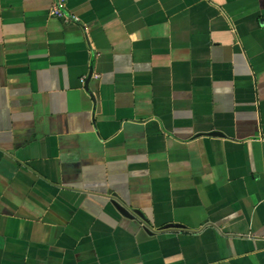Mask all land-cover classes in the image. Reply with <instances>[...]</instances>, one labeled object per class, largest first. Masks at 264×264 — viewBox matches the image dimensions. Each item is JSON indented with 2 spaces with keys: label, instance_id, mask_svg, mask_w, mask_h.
I'll list each match as a JSON object with an SVG mask.
<instances>
[{
  "label": "crops",
  "instance_id": "crops-1",
  "mask_svg": "<svg viewBox=\"0 0 264 264\" xmlns=\"http://www.w3.org/2000/svg\"><path fill=\"white\" fill-rule=\"evenodd\" d=\"M0 264H264V0H0Z\"/></svg>",
  "mask_w": 264,
  "mask_h": 264
}]
</instances>
